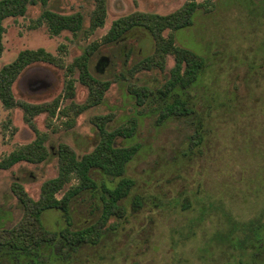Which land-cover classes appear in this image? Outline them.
<instances>
[{
  "label": "rangeland",
  "instance_id": "obj_1",
  "mask_svg": "<svg viewBox=\"0 0 264 264\" xmlns=\"http://www.w3.org/2000/svg\"><path fill=\"white\" fill-rule=\"evenodd\" d=\"M185 2L107 0L103 28L88 37L92 0H49L46 6L61 14L83 15V31L75 36L63 32L51 37L45 26L29 29L42 11L40 5L28 6L24 17L2 22L0 68L20 51L39 48L61 57L63 67L39 63L26 68L12 85L15 105L7 109L0 103V161L31 143L36 132L45 134L49 153L43 163L21 162L0 170V232L12 229L23 216L12 184H20L37 201L41 185L57 176L59 145L69 146L81 157L99 143L101 122L108 131L131 120L137 124L132 138L115 140L118 147L140 146L126 166L125 175L135 186L122 201L125 215L111 217L95 244L73 249L57 238L41 246L39 260L44 264H264V235L262 250L257 249L261 245L253 250L247 247L245 252L235 247L239 230L235 239L222 242L228 233L226 217L235 223L264 219V0H197L202 5L189 28L163 32L164 38L173 37L175 46L206 61L198 83L177 91L193 108L188 117L158 123L163 101L154 96L138 105L129 93L130 85L156 92L174 65L168 55L162 70L145 67L130 75V69L154 48L153 39L142 29L131 31L117 44L100 45L91 55L90 74L110 86L102 102L72 118L71 125L69 117L57 114L48 120L44 113L29 124L17 105L50 104L57 98L59 110L83 104L88 91L78 82L77 71L74 96L65 97L66 67L92 43H99L115 20L134 12L169 15ZM61 45L64 54L58 50ZM102 58L107 63L99 66ZM75 184L71 181L55 197L60 199ZM133 196L142 202L136 210L130 204ZM100 207L98 196L85 192L70 203L69 225L57 210L44 212L41 222L52 233L83 229L95 224Z\"/></svg>",
  "mask_w": 264,
  "mask_h": 264
},
{
  "label": "trees",
  "instance_id": "obj_2",
  "mask_svg": "<svg viewBox=\"0 0 264 264\" xmlns=\"http://www.w3.org/2000/svg\"><path fill=\"white\" fill-rule=\"evenodd\" d=\"M92 1L94 8L89 18V26L85 30L86 37L95 30L103 28L106 18L107 0ZM48 2L49 0H0V56L5 32L2 22L7 18L24 17L28 6L40 5L42 8L40 15L29 25V29L34 30L45 26L51 37H57L63 32H69L75 36L83 31L84 18L81 13L66 15L54 12L46 9ZM201 5L197 0H186L178 10L169 15L134 12L115 20L99 43H92L80 57L74 59L66 67L65 97L73 98L74 96L73 73L77 71L78 82L88 91L86 101L81 105L71 104L62 110H59L58 98L50 104L18 103L17 105L25 114L24 120L31 124V118L39 114H46L48 120L58 114L66 118L69 117L68 123L71 125L72 118L99 105L109 89L110 82L96 79L90 74L89 59L100 45L117 44L128 33L136 29H142L150 35L154 41V48L151 55L146 56L130 69V75L145 67L162 70L164 60L168 55L173 57L174 65L169 70V79L156 92L146 87L130 85L129 93L138 105L149 102L150 98L154 96L163 101L159 110L158 123H163L172 117H188L193 113V108L189 106V100L182 98L177 94V91H185L198 83L206 67V61L188 49L175 46L171 35L164 38L162 34L165 30L177 32L189 28ZM58 50L64 54L65 46L61 45ZM39 63L63 67L61 57L39 48L20 51L11 63L0 68V103L4 108L9 109L15 105L12 85L19 75L26 68ZM233 114L237 113L233 112ZM136 126L135 120H131L129 125L108 131L101 122L100 125H97L100 135L99 143L90 153L81 157H78L69 146L59 145L56 152L57 176L41 185L37 201L30 199L20 184H12L11 191L23 209V216L12 229L0 232V263L44 264L42 260H39L43 254L41 246H48L57 238L62 239L66 245L73 249L82 244H95L101 236L102 228L111 217L119 219L125 215L126 210L122 201L130 196L135 186V181L125 175L126 166L138 153L140 146L118 147L115 145V140L116 138H132ZM197 136L200 139L198 140L202 141V136L200 134ZM45 140V134L36 132L35 139L31 143L12 151L0 161V170H8L21 162L29 164L45 162L49 157L44 144ZM95 175L102 178L97 179ZM73 180L76 184L70 186L60 199L56 198L55 195ZM85 192L93 196L97 195L100 200V215L95 224L74 231L65 228L57 233L49 232L43 227L41 215L49 210L59 211L69 225L70 203ZM130 204L133 209L135 208L134 210L140 208L141 198L133 196ZM226 222L228 233L224 234L222 242L235 239L236 231L239 230V239L235 240V247L239 246V250L245 252L247 247L253 250L257 245H261L257 249L262 250L264 219L255 218L235 223L230 217H226ZM239 264L242 262L240 261Z\"/></svg>",
  "mask_w": 264,
  "mask_h": 264
},
{
  "label": "water",
  "instance_id": "obj_3",
  "mask_svg": "<svg viewBox=\"0 0 264 264\" xmlns=\"http://www.w3.org/2000/svg\"><path fill=\"white\" fill-rule=\"evenodd\" d=\"M106 63H107V59H104V58H102L101 60H100V62H99V66L100 65H102V66H104V65H106ZM100 72H102L103 70H99Z\"/></svg>",
  "mask_w": 264,
  "mask_h": 264
}]
</instances>
